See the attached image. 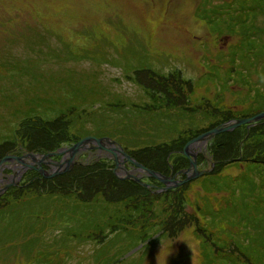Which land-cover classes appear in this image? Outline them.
<instances>
[{
    "label": "rangeland",
    "instance_id": "obj_1",
    "mask_svg": "<svg viewBox=\"0 0 264 264\" xmlns=\"http://www.w3.org/2000/svg\"><path fill=\"white\" fill-rule=\"evenodd\" d=\"M256 113L264 0H0V264H264V118L228 128ZM116 148L139 183L87 166Z\"/></svg>",
    "mask_w": 264,
    "mask_h": 264
},
{
    "label": "water",
    "instance_id": "obj_2",
    "mask_svg": "<svg viewBox=\"0 0 264 264\" xmlns=\"http://www.w3.org/2000/svg\"><path fill=\"white\" fill-rule=\"evenodd\" d=\"M250 118H251V119H250ZM250 118L245 119V120H235V119H234V120H232V121L235 122V123H233V125H231V126L229 125L228 128H231V127L234 128V127H237V126L241 125L242 123H248V122H249V123L251 122V124H254V123L260 121L261 118H264V113L256 114V115H254V116H252V117H250ZM230 122H231V121H230ZM234 125H235V126H234ZM236 125H237V126H236ZM228 128H226V129H228ZM222 130H223V129H222ZM202 138H203V137L195 138V140H194L193 142H192V140L188 141V142L185 144L184 149H183V153H184V155L188 157V151H189V149H190V146L193 145L194 142L201 141ZM103 139H108L107 141L111 140V139H109V138L87 137V138H83V139L79 140L78 142H76V144H75L72 148L67 149V150H64V152H67V153H68V156H69V158H68L66 161H64V164H67L65 167L63 166V163H62V164H60V163H56V162H54V161H52V160H51V161H48V163L45 162L47 159H51L52 157L61 154V153H58V152H56V153H54V152H53V153H49V154L44 155V156H42V157H39L38 155H37V156H36V155L33 156V154H30V155H28V156L31 158V160H36V165H37V167H35V170H36V171H38L39 173L43 174V175L46 176L47 178H52V177H54V176H58V175H60V174H64V173L68 172V171L73 167V164H74V157H75L78 153H81L84 149L86 150V149H89L90 147L93 148V149H95L96 146L102 148V145H101V142H100V141H102ZM196 140H197V141H196ZM111 141H112V140H111ZM203 141H204V139H203ZM114 142H115V141H114ZM95 144H96V146H95ZM115 144L118 146V144H117L116 142H115ZM94 146H95V148H94ZM35 156H36V157H35ZM6 160H7V159H2V160H0V164H3V165H4V162H5ZM18 160H20L22 164H26L24 161H22V160H23L22 158H18ZM44 162H45V163H44ZM50 164L54 165L55 168H51L52 170H50V171H51L50 174H44V173L46 172V170L43 169V166H44V165H47V167L49 168ZM135 164H136L137 166H139L140 168L145 169V167L142 166L141 164L136 163V162H135ZM62 167H63V168H62ZM0 168H2V166H0ZM191 169H192L191 171L194 172V174L191 176L192 178H196V177L200 176V174L204 173V171H201L200 174H198L194 163L192 164ZM149 172H150V171H149ZM153 172H154V171H151V173H153ZM153 174H154V173H153ZM186 174H187V172H186ZM134 177H135V176H134ZM155 177H157V176H155ZM191 177H189V178H191ZM189 178L187 179V181L189 180ZM130 179H131V178H130ZM135 179H137V178L135 177ZM157 179H158V180L160 179V181H163V182H165V183H167V181H168V179H164V178H163L162 176H160V175H158ZM137 181L140 182V179H137ZM170 182H171V181H168V183H170ZM182 182H185V181H182ZM15 185H17L16 182H11V183H8V184L5 185V186H8V187H9V186H15ZM174 185H175V186H178L179 183L176 182ZM4 188H7V187H3L2 189H4Z\"/></svg>",
    "mask_w": 264,
    "mask_h": 264
},
{
    "label": "bare ground",
    "instance_id": "obj_3",
    "mask_svg": "<svg viewBox=\"0 0 264 264\" xmlns=\"http://www.w3.org/2000/svg\"><path fill=\"white\" fill-rule=\"evenodd\" d=\"M110 145H112V144H110ZM199 145H201V144H199ZM199 145H196V146H199ZM116 151H117V154L116 155H112V154H108V155H105L104 157H105V160H107V162H105V161H103L102 163H100L99 161H97V160H94V161H88V160H86L87 162V166L88 167H92V168H100V167H103L104 168V170L106 171V172H112V173H114L115 174V176H117V175H119V178L120 177H122L123 179H125V180H130V178L135 182V183H139V181H137V179H140L139 177H136L137 179H135V177L134 176H132L131 174H129V173H127V172H125L124 170H123V167L120 165L121 163L122 164H125L126 162H127V160H129L128 158H127V156L126 155H124V153L121 151V150H119V149H117L116 148ZM82 152H84V153H87V152H89V157H91L92 155H95V152L94 151H87V150H83ZM91 152H94V153H91ZM120 152H122V153H120ZM66 156H61V157H59L58 159H57V161H56V163L58 162V163H60V164H62L63 163V161H65L66 160V158H65ZM31 160V159H30ZM22 161H24L26 164H22L21 163V167H20V169H19V171L16 173V175H15V177L14 178H16V180H18V178H19V176L28 168V167H30V166H32V169L31 170H34L35 169V167H37V165H36V160H31L30 162H27L26 161V159L24 160H22ZM89 162V163H88ZM109 162H111V165L109 164ZM121 162V163H120ZM114 163V164H113ZM10 167H12L13 166V168H15V169H18L17 168V164H15V163H13L12 165H9ZM63 166H64V164H63ZM52 167L51 166H49V168L47 167V170H46V172L44 173V174H47V172H49L50 170H52L51 169ZM2 168H0V170H1ZM194 173V172H193ZM183 174H186V171H183ZM61 175H63V174H61ZM42 176V178H44V179H47V177L46 176H44L43 174H39L38 173V177H41ZM12 182V181H11Z\"/></svg>",
    "mask_w": 264,
    "mask_h": 264
},
{
    "label": "trees",
    "instance_id": "obj_4",
    "mask_svg": "<svg viewBox=\"0 0 264 264\" xmlns=\"http://www.w3.org/2000/svg\"><path fill=\"white\" fill-rule=\"evenodd\" d=\"M49 31L50 30H42V32H43V35L41 34V37H42V39H44L45 37H46V35L49 33ZM46 34V35H45ZM59 37V36H58ZM34 60V59H33ZM33 60H31V61H33ZM34 62V61H33ZM37 70H39L38 69V67H37V69H36V72H38ZM143 73V71H139L138 73ZM149 75L151 76H153V77H156L157 75L155 74V73H149ZM102 96V95H101ZM105 96V95H104ZM45 104V103H44ZM52 109H54V110H56L57 111V109H60V108H52ZM45 110H48V109H45ZM190 114H192V113H190ZM44 118H46L45 116H43ZM66 118V116L63 114H61L59 117H57V115H55L53 118H51L50 120H46V119H49V118H46V119H43L44 121H46V123H49V124H53L52 126H54L55 124V122H58V121H60V120H63V119H65ZM172 129V128H171ZM168 132H170V129L168 130ZM168 132H166V133H168ZM181 136V135H180ZM102 138H106V137H102ZM183 138V137H182ZM109 139H111L112 140V138H109ZM181 139V137L179 138V140ZM11 141H12V139H10ZM115 141V140H114ZM167 141H171L172 143H174V142H176L177 140L176 139H172V138H170V139H167ZM116 143H117V141H115ZM164 142H166V141H164ZM171 143V144H172ZM15 144V141L13 142V145ZM119 144V143H118ZM160 143H156V144H149V145H145V146H143V147H141V148H138V146L140 145V142L139 141H137V142H134V143H132V144H130V145H128V148H130L131 150H135V151H133L134 153H138V152H142V151H145V150H154L155 148L156 149H159V148H161L162 147V144L161 145H159ZM1 147H3L2 146V144H0V148ZM134 148H137V149H134ZM93 173H94V171H93ZM142 211H141V209H139V208H134V207H130L129 208V212H127V215H139V214H142L141 213Z\"/></svg>",
    "mask_w": 264,
    "mask_h": 264
},
{
    "label": "flooded vegetation",
    "instance_id": "obj_5",
    "mask_svg": "<svg viewBox=\"0 0 264 264\" xmlns=\"http://www.w3.org/2000/svg\"><path fill=\"white\" fill-rule=\"evenodd\" d=\"M91 153H94V152H91ZM85 155L87 156L88 159H91L93 157V155L91 157H89V152H87Z\"/></svg>",
    "mask_w": 264,
    "mask_h": 264
}]
</instances>
